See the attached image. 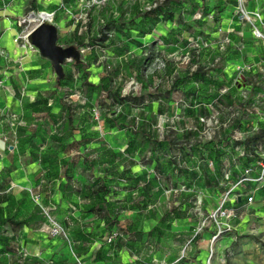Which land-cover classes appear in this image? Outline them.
I'll list each match as a JSON object with an SVG mask.
<instances>
[{
	"label": "rangeland",
	"instance_id": "rangeland-1",
	"mask_svg": "<svg viewBox=\"0 0 264 264\" xmlns=\"http://www.w3.org/2000/svg\"><path fill=\"white\" fill-rule=\"evenodd\" d=\"M74 8L51 22L80 65L57 82L43 58L3 114L45 167L16 187L24 223L0 221V264H264V176L246 172L264 165V44L248 19L264 0ZM229 193L254 202L217 235Z\"/></svg>",
	"mask_w": 264,
	"mask_h": 264
},
{
	"label": "crops",
	"instance_id": "crops-1",
	"mask_svg": "<svg viewBox=\"0 0 264 264\" xmlns=\"http://www.w3.org/2000/svg\"><path fill=\"white\" fill-rule=\"evenodd\" d=\"M77 1L0 0V221L7 220V218L19 221L13 217L18 208L19 195L16 187L31 183L45 167V162L33 155L20 135L19 140L15 139L14 142V128L5 127L2 124V120L5 119L3 114L7 115L6 110L13 104L10 98H13L16 93L15 87L21 90L23 86L33 84L34 80L30 78V75L47 67L37 50L31 46H23L22 41L24 40L20 37L22 36L20 34L22 25L18 24V20L35 8L61 11L63 10L60 8L62 3L67 11L68 9L76 11L74 6ZM66 10H63V15L66 14L64 13ZM39 20L33 21L39 22ZM58 25L61 24L58 23ZM66 27L73 29L74 23H67ZM15 74L25 75L20 84L16 81Z\"/></svg>",
	"mask_w": 264,
	"mask_h": 264
},
{
	"label": "built area",
	"instance_id": "built-area-1",
	"mask_svg": "<svg viewBox=\"0 0 264 264\" xmlns=\"http://www.w3.org/2000/svg\"><path fill=\"white\" fill-rule=\"evenodd\" d=\"M33 13H34L33 11L28 12L27 15H24L22 18H20L18 20V24L23 25L26 22L32 21V20H30V16ZM50 13H51V15H50L51 17H50L49 21H51L53 19L55 11L50 12ZM248 19H250L252 24H253L255 36L260 41H262V43L264 44V12L262 11V9H257L255 11H252L250 14H248ZM41 20H43V19H40L39 22ZM33 28L34 27H32L30 30H28V32L25 34H27V36H28V33ZM22 43H23V46H25V47L26 46L33 47L28 41H22ZM246 172L248 173V175H251L250 179H259L260 177L262 178L264 176V165H263V168L261 169L260 173H258V174H260L258 177H255L254 169H252V168L246 169ZM231 192H233V191H231ZM230 193L228 195H226L225 199L222 200L220 205L212 213V218H214V221L216 222V224L218 226V234L217 235H219L223 230L234 229L235 223L239 217V214H238L239 209L243 208L244 206L248 207L249 205L253 204V202H254V196L252 194H250V195L247 194V195L243 196L242 193H239V194H235V193L230 194ZM242 197H246L247 199H245V201L243 203H237V202H240L242 200ZM239 198H241V200H239ZM222 219H224V222L222 221ZM203 226H204V223H203ZM217 235H215V237Z\"/></svg>",
	"mask_w": 264,
	"mask_h": 264
},
{
	"label": "water",
	"instance_id": "water-1",
	"mask_svg": "<svg viewBox=\"0 0 264 264\" xmlns=\"http://www.w3.org/2000/svg\"><path fill=\"white\" fill-rule=\"evenodd\" d=\"M59 28L58 24L43 19L28 33V42L36 47L41 57L51 63L57 80L65 77V64L68 61H82V50L79 47L59 44Z\"/></svg>",
	"mask_w": 264,
	"mask_h": 264
},
{
	"label": "bare ground",
	"instance_id": "bare-ground-1",
	"mask_svg": "<svg viewBox=\"0 0 264 264\" xmlns=\"http://www.w3.org/2000/svg\"><path fill=\"white\" fill-rule=\"evenodd\" d=\"M51 15V13L49 12V11H46V10H44V11H40L39 13H33L31 16H30V20H37V19H50V16ZM21 37V39L22 40H24V41H28V36H27V34H24V37H23V35L22 36H20Z\"/></svg>",
	"mask_w": 264,
	"mask_h": 264
},
{
	"label": "trees",
	"instance_id": "trees-1",
	"mask_svg": "<svg viewBox=\"0 0 264 264\" xmlns=\"http://www.w3.org/2000/svg\"><path fill=\"white\" fill-rule=\"evenodd\" d=\"M76 65H80L79 63L74 62ZM58 82V80H57ZM69 117H72V113H69ZM245 199H247L246 197H242V200L240 202L237 203H243L245 201ZM11 223L15 224V225H20L22 223H24V221H14V220H10ZM108 228H110V225H108Z\"/></svg>",
	"mask_w": 264,
	"mask_h": 264
}]
</instances>
